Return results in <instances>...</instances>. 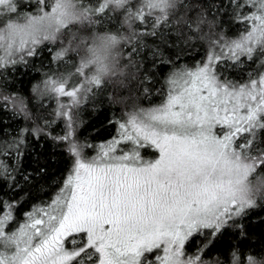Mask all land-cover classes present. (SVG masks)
Wrapping results in <instances>:
<instances>
[{
    "label": "snow or ice",
    "instance_id": "obj_1",
    "mask_svg": "<svg viewBox=\"0 0 264 264\" xmlns=\"http://www.w3.org/2000/svg\"><path fill=\"white\" fill-rule=\"evenodd\" d=\"M207 7L0 0V113L19 122L9 131L0 120V264H264V247L244 243L245 220L264 211V0ZM220 16L242 30L225 32ZM173 25L177 38L201 42L202 59L165 54ZM25 70L37 79L22 94L9 77ZM114 88L123 105L109 121L116 136L82 140L79 110L111 104ZM42 137L68 169L37 205L26 194L45 169L21 163L29 139ZM229 234L239 242L209 259ZM194 236L206 242L188 253Z\"/></svg>",
    "mask_w": 264,
    "mask_h": 264
},
{
    "label": "trees",
    "instance_id": "obj_2",
    "mask_svg": "<svg viewBox=\"0 0 264 264\" xmlns=\"http://www.w3.org/2000/svg\"><path fill=\"white\" fill-rule=\"evenodd\" d=\"M211 0H204L205 10H209L207 5ZM212 19L211 16L208 17ZM219 20L223 23L225 32L240 31L242 25H236L230 22V18L220 16ZM166 35L171 43L175 39V44L172 48L165 50L166 55H172L173 52H180L182 49L187 51L181 52V60L189 65L195 63L197 60L203 58L205 50L201 47V42L193 39L191 42H185L182 38H177L178 33L175 31V25L166 30ZM151 44V39L148 40ZM48 53L44 52L43 55L35 61V67L39 69L41 63L47 66ZM166 71V69L164 70ZM239 70L234 75H237ZM36 72L14 73L9 77V81L14 84L22 94H27L30 87L36 82ZM121 91L114 88L111 92V104L95 105L89 101L79 110L80 126L78 134L82 140L88 141L92 144H100L102 142L110 141L117 134L115 124L109 123L110 120L120 115V109L123 107L120 102ZM143 100V97H141ZM149 101L158 103L160 97L157 95L150 96ZM51 111L55 107L54 101H45ZM147 104V101H145ZM0 120L7 121V128L9 131L15 129L19 122L11 117L10 113H0ZM59 129H56L53 134H57ZM63 150L49 138L42 137L39 141L29 139L27 146L24 149V157L21 163L22 169L29 172H34L36 168L43 167L45 173L43 176L38 177L33 181L30 196L26 194L30 204H40L41 202L49 200L59 190V187L64 180L68 169V162L62 154ZM150 153V155H148ZM145 158H154L156 153L154 150H145L142 152ZM150 156V157H147ZM11 195V193H9ZM7 198V197H5ZM28 204L24 206L26 210ZM247 238L244 240L246 245H252L257 248L264 247V211L253 213L248 219L245 220ZM206 235V234H205ZM206 242L205 236H194L186 245V252L191 253L198 247H202ZM235 235L229 234L219 239L215 247L211 249L212 255L209 259H215L220 255L221 251H226L228 246L233 243H238Z\"/></svg>",
    "mask_w": 264,
    "mask_h": 264
},
{
    "label": "rangeland",
    "instance_id": "obj_3",
    "mask_svg": "<svg viewBox=\"0 0 264 264\" xmlns=\"http://www.w3.org/2000/svg\"><path fill=\"white\" fill-rule=\"evenodd\" d=\"M150 151H151V150H150ZM148 155H150V153H148ZM147 157H150V156H147ZM154 158H155V157H154ZM154 158H145V159H149V160H150V159H154Z\"/></svg>",
    "mask_w": 264,
    "mask_h": 264
}]
</instances>
